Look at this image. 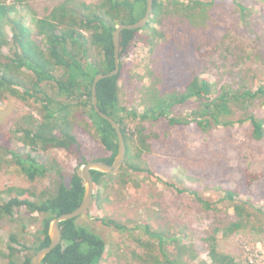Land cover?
Wrapping results in <instances>:
<instances>
[{
  "label": "trees",
  "instance_id": "1",
  "mask_svg": "<svg viewBox=\"0 0 264 264\" xmlns=\"http://www.w3.org/2000/svg\"><path fill=\"white\" fill-rule=\"evenodd\" d=\"M211 4L201 0H190L187 4L180 0H154L148 25L142 30L122 32L120 73L101 80L97 85L99 108L120 124L126 142V160L114 171H119L118 183L125 185L131 176L141 172L152 173L141 167L139 161L153 151V141L160 140L162 136L152 128L151 131L146 123L168 120L170 126H175L194 122L207 134L214 128L249 122L252 140L264 139V117L256 116L254 110L256 103L264 105V85L254 90L242 81L237 88L229 85L216 88L197 72L190 76L183 72L179 63L188 55H180L174 64L175 68L179 66L178 73L166 66H153L151 58L144 69L139 63L126 61L141 41H145L150 54H153L166 42L180 43L181 38L174 31L178 25L193 33L199 21L200 37L193 38L198 56L205 59L216 54L219 49L215 33L210 34L206 29L207 11ZM145 12L146 0H97L93 4L65 0L39 17L28 0H0V102L13 97L37 112V116L34 113L21 115L12 131L0 129V167L6 164L9 172L15 171L30 181L54 173L65 180L58 160L52 156L42 163L30 153L22 155L12 148L11 143L19 134L21 136L17 139L34 152L65 151L75 156L79 165L90 160L109 165L114 162L118 152L117 134L112 125L95 112L91 87L96 75L109 73L115 68L112 37L117 26L133 24ZM167 15H175L169 24L164 20ZM26 19L30 20L31 26L25 24ZM152 24L159 27L154 28ZM143 30L150 31V34L141 35ZM173 56L171 48L166 58L170 64L175 62ZM123 81L131 88L132 105L125 100ZM190 102L197 104L191 112L192 121L174 115L178 108ZM136 103L141 110L135 106ZM235 116H240L239 120H235ZM130 120L137 121V124L131 125ZM87 136L94 138L101 147L102 155L97 159H88L82 153ZM114 172H92L96 189L94 198L99 205L103 203V195L107 196ZM246 175L248 186L262 177L261 173L247 172ZM99 187L104 193L97 190ZM177 191L194 194L206 209L213 206L198 192ZM13 192L14 188L5 189L9 196ZM17 193L19 197L0 199V217L10 216V221L20 226L19 232L23 236L10 232L0 258L4 264H31L32 256L50 245L48 230L51 221L72 212L81 204L84 182L76 170L68 177V183L62 181L55 191L36 193L19 188ZM223 201L229 202V211L233 210L235 219L226 225L217 224L205 238L210 264H239L231 255L220 252L217 233L224 231L228 235L239 231L254 216L250 209L257 213L264 211L237 198L233 190L225 191ZM78 219L61 223L62 244L44 258V264H105L108 255L105 239L88 226L79 224ZM102 221L120 231L126 230L115 220ZM37 223V233L32 239L27 238L29 227ZM152 236L159 238V249L164 252L167 246L172 251L176 249L173 242L180 243L176 238ZM172 256L176 257L175 254ZM164 257L167 258L166 254ZM166 262L179 264L177 259H166ZM166 262L158 260V264Z\"/></svg>",
  "mask_w": 264,
  "mask_h": 264
},
{
  "label": "rangeland",
  "instance_id": "2",
  "mask_svg": "<svg viewBox=\"0 0 264 264\" xmlns=\"http://www.w3.org/2000/svg\"><path fill=\"white\" fill-rule=\"evenodd\" d=\"M63 1L28 0L39 17L45 16ZM77 1L93 4L97 0ZM180 1L187 4L190 0ZM201 1L212 3L207 11L206 29L210 30V34L213 31L215 33L219 49L216 54L205 59L198 56L193 38L200 37L199 21L193 33L186 32L184 26L178 25L174 31L181 38L180 43L173 45L166 42L161 45L163 47H157L153 54H150L145 41H141L126 61L139 63L144 69L151 58L153 66H166L176 71L179 66L175 68L174 64L178 57L188 55L179 63L186 75L197 72L199 76L201 74L209 79L216 88L227 85L237 88L244 81L250 88L257 90L264 85V0ZM174 16H164V20L169 24ZM24 22L31 26L29 19ZM151 26L159 27L158 24ZM169 30L173 31L171 28ZM143 34H150V31L143 30ZM171 48L174 50L173 64L166 59ZM122 85L125 100L132 105L131 88L127 82L123 81ZM135 106L141 110L139 103ZM196 107L194 102L186 103L174 115L192 121L191 112ZM254 108L256 116L264 117V105L259 102ZM27 113L37 116V112L22 100L10 97L0 102V129L7 132L16 129V120ZM239 117L235 116V120H239ZM131 122V125L137 124V121ZM146 126L162 136L160 140L153 141V151L139 161L141 167L152 173L135 174L124 185L117 182L119 171L114 172L107 196L102 197V205L94 198L90 209L79 217L78 223L88 226L105 239L108 249L105 264H158V260L166 262V259H177L179 264H200L205 261L210 264L205 238L217 224L226 225L235 219L233 210L229 211V202L223 201L225 191L233 190L237 198L249 201L264 211V139L252 140L249 122L214 128L207 134L194 122L170 126L168 120H164L160 123H146ZM19 136L11 143L12 148L22 155L30 153L42 163L52 156L58 160L65 180L54 173L30 181L15 171L9 172L5 164L0 167L1 200L19 197V188L36 193L55 191L62 181L67 184L70 174L80 168L75 156L57 150L34 152L17 139ZM1 138L0 134V145ZM86 140L82 153L88 159H97L102 155L101 147L90 136ZM247 172L261 173L262 177L250 187L245 183ZM9 187L14 188L11 196L5 193ZM177 189L198 192L213 206L206 209L194 194L179 193ZM97 190L104 193L102 187ZM249 212L254 216L239 231L228 235L224 231L217 233L218 248L220 252L235 258L239 264H264V213L252 209ZM103 219L115 220L123 224L126 230L120 231L109 226ZM19 228L17 223L10 221V216L0 217V251L5 249L10 232L23 236ZM38 228L39 223L30 226L27 238L32 239ZM151 233L166 239L176 238L180 243L173 242L177 246L173 251L168 246L165 252L161 251L159 238ZM4 262L0 258V264Z\"/></svg>",
  "mask_w": 264,
  "mask_h": 264
},
{
  "label": "water",
  "instance_id": "3",
  "mask_svg": "<svg viewBox=\"0 0 264 264\" xmlns=\"http://www.w3.org/2000/svg\"><path fill=\"white\" fill-rule=\"evenodd\" d=\"M154 9V0H146V12L145 15L140 18L137 22L133 24H120L117 26L116 30L113 32V45H114V64L115 68L109 73H99L94 78L91 95L92 103L95 112L103 119L108 121L112 127L115 129L118 140V152L114 158V162L109 165L103 161H89L80 166L78 169V176L84 182V196L81 204L72 212L65 213L59 217L53 219L49 225L48 234L50 237V245L46 248L41 249L31 258V264H44V258L51 253L54 249L62 244L63 232L61 228V223L73 219H77L84 215L90 209L95 194V182L93 179L92 172L98 171L105 174H109L119 169L126 160L127 147L123 132L121 130L120 124L115 121L112 117L105 114L98 106L97 97V85L101 80L117 76L120 73V44H121V34L125 30H142L150 22L151 15Z\"/></svg>",
  "mask_w": 264,
  "mask_h": 264
}]
</instances>
